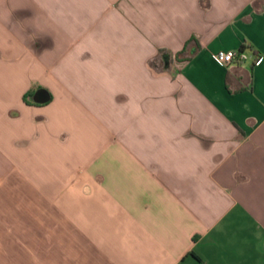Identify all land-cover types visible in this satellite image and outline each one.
I'll return each mask as SVG.
<instances>
[{
  "label": "crops",
  "instance_id": "0c3cea01",
  "mask_svg": "<svg viewBox=\"0 0 264 264\" xmlns=\"http://www.w3.org/2000/svg\"><path fill=\"white\" fill-rule=\"evenodd\" d=\"M0 264H264V0H0Z\"/></svg>",
  "mask_w": 264,
  "mask_h": 264
},
{
  "label": "built area",
  "instance_id": "2783aa9c",
  "mask_svg": "<svg viewBox=\"0 0 264 264\" xmlns=\"http://www.w3.org/2000/svg\"><path fill=\"white\" fill-rule=\"evenodd\" d=\"M253 58L254 63L257 64L260 61V56L253 54L250 57L246 51H221L216 54V60L224 65L239 64L248 61Z\"/></svg>",
  "mask_w": 264,
  "mask_h": 264
},
{
  "label": "trees",
  "instance_id": "16d2710c",
  "mask_svg": "<svg viewBox=\"0 0 264 264\" xmlns=\"http://www.w3.org/2000/svg\"><path fill=\"white\" fill-rule=\"evenodd\" d=\"M246 48H247V47L244 46L241 50H242V51H245ZM257 55H258V54H257ZM258 56H259V55H258ZM28 96H29V95H28ZM26 100H27V96H26Z\"/></svg>",
  "mask_w": 264,
  "mask_h": 264
}]
</instances>
